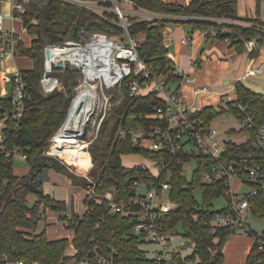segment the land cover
<instances>
[{
  "label": "trees",
  "instance_id": "trees-1",
  "mask_svg": "<svg viewBox=\"0 0 264 264\" xmlns=\"http://www.w3.org/2000/svg\"><path fill=\"white\" fill-rule=\"evenodd\" d=\"M138 4L149 10L178 16L176 19L133 21L128 27L132 35L144 34L138 46L139 55L155 76L162 75L168 82L178 79L164 44L163 29L168 23L188 22L195 28L215 29L217 35L206 33V38L228 39L230 46L238 52L244 49V40L258 33L256 25L247 27L225 21L218 23L210 18H232L248 20L252 24L263 23L257 17L239 16L237 0H191L186 4L164 0H139ZM108 16L112 18L111 14ZM182 17L186 19H181ZM21 22L23 28L33 36L28 46H24L22 40L18 44V55L28 57L33 63L31 68L20 69L29 97L25 99L22 116L14 119L11 116V97L0 96V115H7L3 129L6 147L25 154L30 168L26 174L18 176L13 173L12 161L9 164H0V264H11L16 260H22L25 264H67L70 259L76 258L77 252L94 246L104 253H108L111 247L117 249L116 264L149 262L145 242L133 232L135 220L131 216L111 213L106 201H98L88 193L84 197L87 206L84 214L80 216L73 212V218L65 221V227L73 231L71 241L68 238L49 240L45 230L37 232L40 205L60 213L66 210L65 201L57 200L42 191L41 174L44 169L49 168L65 175L71 184L81 185L84 189L93 187L96 192L102 193L113 188L119 201H127L136 194L135 182L144 179L149 184L154 180H165L169 171V196L177 207L165 219V228L171 231L180 224L183 237L195 242L192 253L182 258L180 263L198 255L199 264H222V246L232 232L228 228H219L216 233L209 234L208 220L215 212L226 209L225 205L216 210L211 209L212 201L219 196L227 199L223 195L221 181L207 183L201 179L202 172L211 160L199 157L191 179L187 180L180 175V167L174 163L172 155L167 151L135 149L131 140L116 136L120 125L148 124L143 115L154 109V92L129 95L126 86L122 87V99L114 105L107 119L101 122L103 125L97 137L99 143H91L85 163L74 166L78 173L87 172V176L91 178L90 182L83 175L73 172V167H67L60 161L42 155L49 139L65 120L75 87L79 84L78 77L81 75V70L70 64L63 68L53 66V74L60 78L63 87L59 91L44 95L39 84L44 66L43 47L46 44L64 43L73 25H76L74 40L80 39L81 29L100 30L114 36L121 34L122 28L104 17L59 0H46L42 6L33 5L31 9L27 7L22 13ZM223 29H227V34L222 36L220 32ZM257 53L258 49L250 55ZM9 84L11 87L12 83ZM235 92L236 100L248 101L250 108L255 112L262 110L264 99L259 93L246 88L241 82L235 84ZM224 112L225 109L221 105L206 106L196 111L195 115L208 124L215 116ZM108 120L113 121L109 128L106 126ZM57 133L52 138L50 150L62 153L56 150ZM248 146H234L233 153L248 150ZM124 153H140L156 163L162 162L163 169L154 177L143 165L125 167L121 163V155ZM59 157L71 162L70 155ZM197 188L201 194L200 201L194 196ZM31 194L36 199L29 204L28 196ZM249 202L250 213L264 220V191L259 190L249 198ZM69 243L77 251L71 256L65 255ZM245 264H264V251L253 244Z\"/></svg>",
  "mask_w": 264,
  "mask_h": 264
},
{
  "label": "built area",
  "instance_id": "built-area-1",
  "mask_svg": "<svg viewBox=\"0 0 264 264\" xmlns=\"http://www.w3.org/2000/svg\"><path fill=\"white\" fill-rule=\"evenodd\" d=\"M1 1L6 2L9 7L7 14L0 12V59L2 60L8 56L18 55V44L21 40L17 36L18 34L7 26L6 22L21 20L22 13L31 0ZM59 1L78 6L108 19L117 27L122 28V33L111 36L100 30L81 29L79 40L64 41L62 44H46L43 47L44 66L39 81L44 95L62 89L59 78L53 74V66L58 62H63V67L66 63L78 67L70 59H51L52 54L59 48L84 44L87 38L93 40L101 49L106 47L110 71L108 80L101 87L103 100L101 102L99 96V105L103 104V107H106L112 96H109L105 89L111 88H115L116 93H120V98L116 100V104H118L123 97L122 87L124 85L129 95L148 92H154L156 95L153 100L154 109L143 115L148 124L120 125L117 128L116 136L120 139L131 140L133 144H138L139 148L156 152L167 151L172 155L174 163L180 167V175L184 177V164L187 161L194 159L197 165L199 157L210 159L211 162L202 172L201 179L207 183L221 181L223 195L227 199H225L226 209L215 212L208 220L209 234L216 233L219 228H228L232 233L243 231L248 235L253 234L256 238L253 244L259 250L264 251V228L258 233L250 227L247 221V215L250 213L249 198L259 190L264 191V104L260 112H255L250 108L248 101L235 99L227 103L225 111L233 115L239 126L227 128L225 134L244 131L246 138L235 141L221 135L219 129L211 125V121L205 124L195 115L198 110L194 107L191 108L185 102L179 88L172 87L173 82H168L162 75L155 76L150 71L139 55L140 41L128 30L133 21L167 19L168 15L140 6L139 0ZM119 2L125 3L126 7H121ZM110 14L112 18L108 16ZM210 20L218 23L223 21L232 23L224 18L211 17ZM253 25H256L258 33L244 40V49L249 54L259 49L264 41V24L250 22L247 27ZM206 33L211 36L217 35L215 29H209ZM82 41L84 42L81 43ZM189 42H191L190 37L182 39L184 44ZM47 62L50 63V66L46 65ZM260 70V66L247 67L241 78L257 75ZM175 72L180 84L195 82V78L184 71L175 70ZM2 79L4 82L12 83L10 87L13 104L11 116L14 119H19L23 113L25 99L29 97L20 70L16 69L13 76H4ZM79 86L80 83L75 87L72 100ZM202 89L203 87H198L196 92H200ZM4 127L5 123L0 128V164L3 162L9 164L17 151L6 147ZM52 143V139H50V147ZM240 145H249L250 149L233 153L232 147ZM19 154L22 159H26L25 154L20 152ZM152 166L153 169L148 167L150 175L157 177L162 171L164 163H156L152 160ZM167 174L168 177L165 180H154L149 184L144 179L135 182L136 194L127 201L117 200L113 188L98 193L93 187H90V195L98 201H106L111 213L131 216L135 220L133 232L143 239L144 246L147 247L149 262L146 264H181L183 258L184 250L180 244L173 243L170 231L165 228L164 223L167 216L177 207V204L169 196L170 172L168 171ZM234 182L237 183L236 187H234ZM242 183L248 184L251 189L238 193ZM139 187H142V191L138 190ZM185 245L186 250L190 252L195 248V242L190 239H187ZM77 253L78 255L74 258L75 264H116L117 249L113 247L109 248L108 253H104L97 246L82 249ZM11 264L25 263L22 260H16Z\"/></svg>",
  "mask_w": 264,
  "mask_h": 264
},
{
  "label": "rangeland",
  "instance_id": "rangeland-1",
  "mask_svg": "<svg viewBox=\"0 0 264 264\" xmlns=\"http://www.w3.org/2000/svg\"><path fill=\"white\" fill-rule=\"evenodd\" d=\"M46 0H31L28 4V9L32 8L33 5H37L38 7L42 6ZM238 1V9L240 11L245 12V15H257L261 20L264 21V0H242L239 3ZM121 7H126V4L123 2H119ZM0 12L5 14L7 13V8L5 6H0ZM168 15V14H166ZM170 15L167 16V19H169ZM232 21L233 24H239L247 26V24L250 23L248 20H238V19H232V18H224ZM10 28H12L18 35V37L22 40L24 46H28L31 42V39L33 36L27 32L26 29L23 28L22 22L20 19L14 20V21H8L6 23ZM95 30V29H94ZM92 30V31H94ZM141 36V35H140ZM135 38L138 41L139 40V34H135ZM139 38V39H138ZM82 41L81 43H83ZM32 61L25 56L16 55L14 57L8 56L5 59H0V74L1 71H4L5 68L10 65L12 67L10 68H16V69H28L32 67ZM68 64V63H66ZM79 67V65H78ZM82 71L81 67H79ZM16 69H13V71H10L8 73V76H13L14 71ZM60 73V72H59ZM59 78V77H58ZM83 78V74L81 72L80 77H78V81L81 84V80ZM205 80V79H204ZM203 79L197 78L198 86L204 85L206 88V91H203L199 93L198 95L193 97V101L195 103L196 107L202 108L206 106H214L217 107V104L223 105L224 100H228L230 98H233L234 91L230 90L227 91V93H223V95L219 94V91L223 90V87L221 83H218L217 81L214 82H207ZM59 81L62 86V81L59 78ZM8 84V82H4ZM94 83H97V80L94 81ZM0 87H1V80H0ZM227 87V86H225ZM100 100L102 102V92L100 89H98ZM105 91L108 93L109 96H112L110 98V101L106 105V107H103V104L98 105L97 109L94 111V113L91 115L89 120L83 124V127H86V134L84 139H78V142H81L85 144V149H77L73 147L65 146L60 139L63 138V135H60L57 133V131L53 134L52 137L57 133V138L55 139V145L56 150L60 151L62 153L53 152L50 150V139L48 141V145L42 150V155L44 157H49L53 160L60 161L61 163H64L67 167L72 168L73 172L78 173L74 166L75 164H84L87 158V152L89 153V145L93 142H98L97 137H99V132L103 124H100L102 120H106L107 116H109V113L113 110L114 105H116V100L120 98V93H116L115 88L111 89H105ZM7 91L5 92L6 96ZM116 94V95H115ZM115 95V96H114ZM114 96V97H113ZM73 97V96H72ZM221 98V99H220ZM72 101V98H71ZM71 104V102H70ZM68 112V111H67ZM102 115H104V118H102ZM67 116V114H66ZM7 118V115L4 116L0 115V128L3 126V123H5ZM66 118V117H65ZM112 120H108L107 127L109 128L112 124ZM211 125L218 128L220 131V134L223 136H226L227 138H232L235 141H241L246 138V132L244 131H237L234 133H228L225 134V130L229 127H238V123L236 119L233 117L232 114L229 113H222L217 116H215L211 120ZM60 128V127H59ZM63 131L60 129V132ZM66 131V130H65ZM71 137H77L80 138L82 136V132L80 134H77L76 132L70 133ZM51 152L55 153L52 154ZM60 155H70L71 162H66L62 158H60ZM121 163L125 167H132L135 165H151L152 160L145 157L144 155L140 153H124L121 155ZM196 167V161L194 159H191L187 161L184 164V175L187 180L191 179L192 172L194 168ZM12 168L13 173L18 176H22L26 174L29 171V164L25 159H22L20 157L19 152L14 153L12 157ZM84 175V177L87 178V181L90 182L91 178L87 176V172L81 174ZM41 178H43L42 183V191L45 194L50 195L51 197L57 199V200H63L66 202V210L62 213L51 210L49 208H45L43 205H40L39 211H40V220L37 225V232H40L42 230H45L46 237L49 240H56L61 238H68L69 241H71L73 236V231L71 229H68L65 227V221L67 222L68 219L73 218V212L76 214L82 216L84 212L87 209L86 204L84 203V197L87 193L90 195V188L84 189L81 185H73L68 180V178L61 174L56 173L53 169H44ZM236 183V182H234ZM236 187V185H234ZM142 187H139L138 190L142 191ZM251 188L248 184L242 183L239 187L238 193H243L249 191ZM195 198L200 201L201 194L198 188L194 191ZM90 197H92L90 195ZM34 195L28 196V203L32 204L35 200ZM165 199H167L165 197ZM225 205V198L223 196H219L218 198L214 199L212 201V204L210 206L211 209L216 210ZM65 219V220H63ZM247 221L252 229H254L256 232H261L264 228V220L260 217H255L251 213L247 215ZM182 225L177 224V226L170 231V235L172 236L173 243L180 244L181 248L184 250L182 253L183 258H185L187 255H190L192 252L186 250V242L187 239L183 237L182 235ZM239 235V236H238ZM232 237V238H230ZM243 237L245 239H248L251 241V243H254L256 238L253 234L248 235L247 233H244L243 231H237L235 233H232L229 235L226 239H230L227 244V252L223 255V261L222 264H245L244 261H238L237 259L241 257V247H239L238 240L236 238ZM147 249V247H145ZM74 248L71 243H69L68 247L65 249V255L71 256L73 254ZM194 259L190 260H183L181 264H199L198 262V255L194 256ZM227 260L229 262H227ZM67 264H75L74 258L70 259Z\"/></svg>",
  "mask_w": 264,
  "mask_h": 264
},
{
  "label": "crops",
  "instance_id": "crops-1",
  "mask_svg": "<svg viewBox=\"0 0 264 264\" xmlns=\"http://www.w3.org/2000/svg\"><path fill=\"white\" fill-rule=\"evenodd\" d=\"M165 2H177L181 4H186L191 0H164ZM242 0H239V3ZM244 1V0H243ZM0 6H5L7 8V13L9 12L8 4L0 0ZM238 6V1H237ZM6 13V14H7ZM237 14L239 16H248V17H257V15H245V12L240 11L237 7ZM178 16H170L169 19H176ZM179 19V18H178ZM181 19H186L182 17ZM261 20V19H260ZM264 24V21L261 20ZM8 22V21H7ZM6 22V23H7ZM8 26V25H7ZM205 29L195 28L191 23L182 22V23H168L163 29V38L164 44L167 47L169 53V58L171 59L175 70L184 71L185 73L193 76L195 82L193 83H179L175 81L172 83V87H177L182 92L185 102L191 107L199 110L201 108L196 107L193 97L191 95H198L199 93L206 91L204 85L198 86L197 78L205 79L209 83L218 82L221 83L223 90L219 91L220 95L227 93V91L233 90V98L224 100L223 106H225L230 101H233L237 98L235 92V84L241 82L246 88L259 93L264 99V41L258 53L254 56H251L248 51L243 49L238 52L230 46V40L228 39H219V38H206ZM139 34V40L144 38L143 33ZM141 35V36H140ZM135 36V35H134ZM190 37L191 42L184 44L182 39ZM250 66H260V73L257 75H252L246 78H241V75L244 73V70ZM10 67H12L10 65ZM9 66L1 71L0 80V96L5 95V92L10 88L9 83L6 84L3 81L4 76H8L10 71L16 68H10ZM18 70H20L18 68ZM227 86V87H225ZM198 87H203L200 92H196ZM221 99V98H220ZM220 105V104H217ZM203 108V107H202ZM226 112V111H225ZM224 112V113H225ZM228 113V112H226ZM230 114V113H229ZM142 165V164H141ZM153 169L151 165H143ZM57 173V172H56ZM84 176V175H83ZM69 180V179H68ZM70 181V180H69ZM237 185V183H234ZM239 236V235H238ZM232 238V237H230ZM230 239H226L223 243L221 252L226 254L227 244ZM238 240V245L241 247V257L237 259L238 261H246L247 256L250 252V249L253 245L250 240L243 237L236 238ZM74 248V247H73ZM75 248L73 254L75 253ZM227 262H229L227 260Z\"/></svg>",
  "mask_w": 264,
  "mask_h": 264
},
{
  "label": "bare ground",
  "instance_id": "bare-ground-1",
  "mask_svg": "<svg viewBox=\"0 0 264 264\" xmlns=\"http://www.w3.org/2000/svg\"><path fill=\"white\" fill-rule=\"evenodd\" d=\"M107 48L98 47L93 40L87 38L84 44L70 45L59 48L50 57L51 59H70L79 65L83 72L80 86L77 88L66 119L58 130L64 137L60 141L68 147L85 149V144L78 142L80 138L69 136L76 132L83 135L85 124L99 105V91L109 77ZM97 80L95 84L94 81ZM60 129L63 130L60 132ZM66 130V131H65Z\"/></svg>",
  "mask_w": 264,
  "mask_h": 264
},
{
  "label": "water",
  "instance_id": "water-1",
  "mask_svg": "<svg viewBox=\"0 0 264 264\" xmlns=\"http://www.w3.org/2000/svg\"><path fill=\"white\" fill-rule=\"evenodd\" d=\"M75 31H76V25H73L72 27H71V29H70V32L68 33V35L65 37V42H70V41H72L73 39H74V35H75ZM225 34H227V29H223L221 32H220V35H225ZM48 54V53H47ZM46 65L47 66H50V63L49 62H47L46 63ZM56 67H58V68H62L63 67V62H58L56 65H55ZM6 97H8V98H10L11 97V89L9 88L8 90H7V93H6ZM71 105V104H70ZM69 108H70V106H69ZM69 108H68V111H69ZM68 113V112H67ZM66 119V118H65ZM65 121V120H64ZM63 121V122H64ZM63 124V123H62ZM61 124V125H62ZM61 127V126H60ZM59 130V129H58ZM86 127H84V129H83V135L80 137V139H84L85 138V134H86ZM134 148L135 149H139V146H138V144H134Z\"/></svg>",
  "mask_w": 264,
  "mask_h": 264
}]
</instances>
